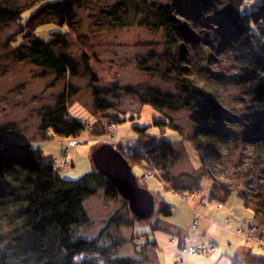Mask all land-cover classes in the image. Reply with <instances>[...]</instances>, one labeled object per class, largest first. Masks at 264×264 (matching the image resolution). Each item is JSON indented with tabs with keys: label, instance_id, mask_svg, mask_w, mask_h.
<instances>
[{
	"label": "rangeland",
	"instance_id": "rangeland-1",
	"mask_svg": "<svg viewBox=\"0 0 264 264\" xmlns=\"http://www.w3.org/2000/svg\"><path fill=\"white\" fill-rule=\"evenodd\" d=\"M230 1L83 0L74 4L71 23L61 25L52 13L54 0H0V5L22 11L18 19L0 23V159L32 149L39 151L40 160L59 180L74 182L96 172L110 182L117 194L114 199L106 198L104 186L98 184L93 194L82 199L90 224L78 235L90 241L100 233L98 245L107 250L104 257L135 259L140 264H233L236 255L264 257V228L251 209L235 193L213 190L209 177L198 180L203 171L189 138L195 128L206 127L200 116L185 109L158 115L141 101L142 95L153 92L175 104L185 102L176 86L185 79L176 74L182 63L216 80L215 99L226 136L216 149L207 150V161L223 182L242 176L248 189L263 191L264 150L254 149L248 141L256 103L232 80L251 63L264 66V58L255 62L259 55L253 42L227 24L221 9ZM240 1L243 9H249L259 0ZM144 4L171 5L187 34L158 25L144 11ZM173 36L176 43L171 41ZM36 39L54 40L58 53L75 64L76 76L58 80L54 70L30 63V45ZM143 60L151 72L138 69ZM171 61L180 62L173 71ZM61 98L69 118L82 123L83 130L76 136L60 137L51 129L42 133L41 113ZM96 100L108 112L95 115ZM109 114L121 121L114 122ZM153 118L166 121V127L152 125ZM136 126L146 128L151 137L173 142L178 155L168 176L180 182L183 194H177L155 171L154 161L143 153L155 141L139 139ZM104 146L122 156L139 188L149 193L153 204L148 217L137 220L115 183L96 168L93 155ZM123 150L135 153L138 164H132ZM16 171L11 180L21 183L22 174ZM5 175L0 177V197L8 200L12 191L6 186L14 185L7 179L12 173ZM164 205L171 216L157 215ZM13 231L0 224V264L6 259L13 264L10 257L17 253L9 238Z\"/></svg>",
	"mask_w": 264,
	"mask_h": 264
},
{
	"label": "trees",
	"instance_id": "trees-1",
	"mask_svg": "<svg viewBox=\"0 0 264 264\" xmlns=\"http://www.w3.org/2000/svg\"><path fill=\"white\" fill-rule=\"evenodd\" d=\"M83 0H54L52 13L61 25H69L73 18V6ZM230 5L222 7L221 13L226 15L227 24L236 29L238 36L244 37L247 41H252L258 57L255 62L264 58V2L259 0L251 7H242L240 0H231ZM141 4H135L139 7ZM144 11L151 15L156 23L162 27L180 31L182 36L187 34L186 26L172 11V6L167 5H147L144 4ZM21 10L10 6L0 5V23L7 20L18 19ZM174 13V14H173ZM120 21V19H118ZM169 37V36H168ZM167 39L169 40L170 38ZM236 38V37H235ZM237 39V38H236ZM238 40V39H237ZM172 43H176L174 36ZM19 44H24L21 41ZM29 46V45H28ZM58 44L54 40L46 42L35 40L30 45L28 54L29 62L47 67L56 72L57 79H64L67 76H76V66L71 59L57 51ZM169 62V60H167ZM178 61V60H177ZM244 68L233 78L235 86L248 94L255 102V118L252 124L248 141L256 150H264V66H254ZM87 65V64H86ZM180 65V62L171 61L169 67ZM181 66V71L176 70V74L184 77L182 84L176 86L180 93L184 94L189 101L181 104L173 103L168 97H162L155 93H145L141 96V101L149 104L157 114L162 115L163 111L176 112L185 109L200 116L206 127L195 128L189 138L193 145L200 167H202V177H209L213 190L219 189L225 195L235 193L243 202L244 206L251 209L256 223L264 228V189L261 192H254L248 189L247 181L242 176L232 177L227 182H223L216 177L214 166L207 161L206 152L213 151L219 143H223L225 132L222 126V112L220 105L216 101V80H209L200 75L197 70L186 68L185 63ZM88 74H90L89 67ZM138 69L151 72L145 66V60L138 63ZM159 69V68H158ZM161 72L162 70L159 69ZM166 70V69H165ZM93 79V78H92ZM93 81V80H92ZM217 85V86H216ZM128 89V88H127ZM73 92V90L71 89ZM67 103L62 98L57 103L41 113L42 127L45 134L47 129L60 137L76 136L83 130L82 123L72 120L67 114ZM108 112L105 104L99 101L94 103L95 115ZM103 115V114H102ZM114 122L121 121V118L109 114ZM166 121L153 118L152 125L165 128ZM168 126L171 124L168 123ZM221 126V127H220ZM219 127V128H218ZM175 129V128H174ZM140 137L144 136L148 140H153L143 153L150 156L155 163V171L163 175L165 182L170 183L171 188L178 194H183L180 182L173 178L170 181L168 172L169 166L175 161L178 153L173 148V142L161 138L151 137L147 134L146 128L135 127ZM178 130V129H177ZM179 131V130H178ZM180 132V131H179ZM158 143H157V142ZM149 144V143H147ZM126 158L138 164L135 153L127 154L122 151ZM126 153V154H125ZM10 159H0V177L11 172L8 181L14 185L10 198L2 195L0 197V224L6 223V227L14 230L10 234L12 243L16 246V255L11 256L13 264H140L135 259H124L120 257H104L107 251L99 247L97 236L94 240L87 241L78 237L82 231L89 227L90 221L82 209L81 202L85 196L95 192L94 184L104 186L105 197L114 199L117 194L114 187L103 176L94 172L80 177L74 182L59 180L47 165L40 160L39 151L25 148L21 155H11ZM139 158V157H138ZM19 170L23 181L18 183L11 180L13 173ZM189 177V176H188ZM192 185L194 180L190 178ZM174 184V185H173ZM1 186V185H0ZM1 192V191H0ZM8 212L11 214L8 217ZM172 211L167 205L158 209L157 215L163 217L171 216ZM106 226L103 229L106 230ZM102 232V231H101ZM86 253H90L87 257ZM101 257V258H100ZM8 261V262H5ZM2 264H12L6 259ZM233 264H264V257L253 254H242L232 257Z\"/></svg>",
	"mask_w": 264,
	"mask_h": 264
},
{
	"label": "water",
	"instance_id": "water-1",
	"mask_svg": "<svg viewBox=\"0 0 264 264\" xmlns=\"http://www.w3.org/2000/svg\"><path fill=\"white\" fill-rule=\"evenodd\" d=\"M92 159L96 168L115 183L135 218L138 220L148 217L153 204L152 198L146 190L139 188L122 156L110 147L104 146L94 153Z\"/></svg>",
	"mask_w": 264,
	"mask_h": 264
},
{
	"label": "crops",
	"instance_id": "crops-1",
	"mask_svg": "<svg viewBox=\"0 0 264 264\" xmlns=\"http://www.w3.org/2000/svg\"><path fill=\"white\" fill-rule=\"evenodd\" d=\"M174 253V252H173ZM176 258H177V253H176Z\"/></svg>",
	"mask_w": 264,
	"mask_h": 264
},
{
	"label": "bare ground",
	"instance_id": "bare-ground-1",
	"mask_svg": "<svg viewBox=\"0 0 264 264\" xmlns=\"http://www.w3.org/2000/svg\"><path fill=\"white\" fill-rule=\"evenodd\" d=\"M83 129V128H82Z\"/></svg>",
	"mask_w": 264,
	"mask_h": 264
}]
</instances>
